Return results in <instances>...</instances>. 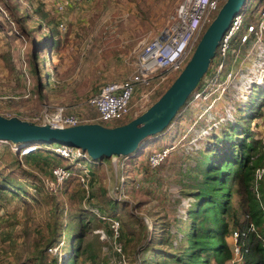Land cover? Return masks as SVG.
<instances>
[{"label": "rangeland", "instance_id": "obj_1", "mask_svg": "<svg viewBox=\"0 0 264 264\" xmlns=\"http://www.w3.org/2000/svg\"><path fill=\"white\" fill-rule=\"evenodd\" d=\"M20 1V11L31 15L36 13L38 0ZM182 1L70 0L65 12L61 14L55 12L44 0V8L50 16L58 22L63 20L66 24V30L59 29L61 35L68 31L70 35L67 40L64 39L63 50L53 48L50 40L46 48L40 50L35 41L41 36L44 39L47 37L46 20L42 22L34 18L33 21H22L10 8L9 0H0V114L32 121L45 108L53 112L56 106L65 105L69 106V111L78 113L83 119H96L98 112L89 103V99L96 95L104 84L124 80L134 73L139 54L148 43L156 40L173 23ZM263 7L264 1L253 7V12L245 11L246 22L256 20L259 17L258 11ZM235 46L240 49L241 54L249 50H246L245 46ZM35 53L40 56L36 57ZM259 57L257 52H253L248 59L242 61V55L236 61L230 62L228 69L237 72L243 68L257 67L262 59L264 60ZM215 62L214 60L212 65ZM35 67H38L39 75ZM209 72L204 76L205 81ZM174 79L172 77L160 88L162 90L152 99L153 103ZM39 80L42 82L41 88ZM231 87L223 93L213 94L208 99H194L192 96V103L187 102L182 107L168 129L145 141L134 155L100 160L98 167H94V170H97L95 177L98 179L92 186V193L96 195L100 185L106 186L109 196L118 200L124 199L129 205L121 204L118 209L117 215L122 216V222L129 217L123 216L124 213H132L134 217H142L141 221H145L152 232L154 219L158 220L159 224H165L164 218L171 222H175V217L186 220L189 208L196 201L191 193L184 194L181 191L185 171L189 166L192 167L189 155L206 148L213 130L217 131L220 123L228 121L223 120L221 115H225V111L231 106L236 107L231 119L234 123L237 116L248 112L251 93L246 95L245 100L236 98L232 95ZM261 89L256 86L252 91V95L259 99L254 108L264 102V91ZM141 94L142 88H139L134 94L133 104L140 105ZM144 110L133 107L129 117L123 121L110 122L108 125L130 121L129 118L142 114ZM249 128L255 131L257 138L264 139V116L251 121ZM14 148V145L0 141V174L2 177L13 176L17 184L26 185L29 194L0 198V264H51L54 257L59 259L60 264H64L63 259L69 255V238H63L60 249L53 248L44 252L45 260L42 261L39 259L38 246H46L47 243L43 242L49 235L48 224L54 221L52 203L46 195H55L53 190L59 187L56 183L53 186L47 185L45 181L51 179V166L66 165L68 162L43 150V155L52 158L51 164H36L39 166L37 167L29 162L27 157L15 153ZM165 148H170V152L158 166L159 169L156 167L157 180L149 179L154 176L149 177L146 174L144 179L140 175L141 165L146 166L153 152ZM139 158L143 160L138 161ZM150 168L153 167L150 165ZM143 179L146 182L144 187ZM34 182L40 187L37 192L34 191ZM77 184L73 181L69 186H64V229L69 223L67 215L70 208H76L78 205L77 198L71 197ZM81 187L85 189V186ZM115 193L119 196L116 197ZM85 195L81 203L82 208H92L97 212V207L100 208L98 199L91 198L87 192ZM130 221V229L140 228L139 222L132 225V219ZM109 226V221L105 220L90 236L99 235L103 243L101 255L105 264H110L111 257H114L111 239L107 235ZM172 229L175 230V226H172ZM105 234L108 238L101 239ZM130 246L137 249L139 244L134 242ZM126 255L127 264H134L132 256L127 253ZM146 256L145 250L138 255L141 259Z\"/></svg>", "mask_w": 264, "mask_h": 264}, {"label": "trees", "instance_id": "obj_2", "mask_svg": "<svg viewBox=\"0 0 264 264\" xmlns=\"http://www.w3.org/2000/svg\"><path fill=\"white\" fill-rule=\"evenodd\" d=\"M38 1L37 11L31 15L20 11V0H9L10 8L22 21H33L34 18L42 22L46 20L47 37L44 39L41 36L36 39L37 48L45 49L48 40H50L53 48L63 50V42L64 39L69 38V31L61 35L58 20L45 10L44 0ZM262 1L264 0H247L244 6L245 11L253 12V9ZM35 56L39 57L40 55L35 53ZM213 66L214 64L211 71H208L207 80L202 79V86L212 76L215 69ZM35 71L38 74V67H35ZM39 84L41 88V80H39ZM257 86L264 91V84ZM253 89L247 93H251L248 112L237 116L235 123L231 120L220 123L219 129L213 130L209 137L208 143L205 145L206 148L189 155V163L192 167L189 166L185 171V181L181 191L184 194L191 193L192 195H190L196 201L188 210V218L183 220L175 217V222L167 221L164 218L163 223L165 224H159V221L154 219L153 232L145 221H141L142 217H134L132 213H124L123 216L129 217L122 222L120 219L122 216L117 215V212L120 205L127 202L124 199L118 200L109 196L106 186L100 185L97 194L92 193V186L98 179L95 177L97 170H94V167H98L100 159H94L93 163L89 165V196L98 199L100 203V208L97 207L98 212H96L92 208L84 209L81 206L87 191L82 189L81 186L84 185L76 175L80 168L51 149L57 145L56 143H39L41 148L24 156L29 162L34 163L35 166H37L36 164L39 166L50 165L52 158L43 155V150H45L47 154L67 161L68 163L63 166L74 173L63 184H60L57 190H53L55 195L51 197L46 195L52 203L54 221L48 224L49 235L43 242V244L47 243L46 246L44 248L41 245L38 246L40 261L44 259V252L53 248L60 249L63 245L61 244L63 238H69V255L63 259L62 263L105 264V259L101 255L103 243L99 235L90 236L105 221L103 217H106L121 222L120 239L126 253L134 259V264H229L233 258L232 235L235 229L245 233L242 236V242L249 248V252L239 264H264V184L260 186L262 201L256 197L252 189L256 169L264 166V139L257 138L255 131H251L249 128L251 121L264 116V102L254 108L259 99L252 95ZM191 97L187 102L192 103ZM146 166L141 165L140 175L144 179L145 174L149 177L154 176L149 179L156 178L157 180L158 177H155L158 173L157 169L150 168V163ZM157 168L159 169V167ZM50 176H52L51 172ZM144 179L143 187L146 183ZM73 181L78 184L71 193V197L77 198L78 205L76 208H70L67 215L69 223L64 229L65 205L62 203V196L64 186H69ZM33 186H35V192L40 188L35 182ZM23 193L29 194L26 185L17 184L16 179L11 175L2 177L0 174V198H12L21 196ZM130 219H132V225L135 222L140 223V228L136 229L139 231L130 229ZM172 226H175V230L172 229ZM252 226H254V230L251 229ZM108 230V234L112 235L113 231L109 227ZM89 237L90 239H88ZM134 242L139 244L137 249L134 247L132 249L130 246ZM143 250L146 251L147 256L141 259L138 255ZM51 264H60L59 259L54 257Z\"/></svg>", "mask_w": 264, "mask_h": 264}, {"label": "built area", "instance_id": "obj_3", "mask_svg": "<svg viewBox=\"0 0 264 264\" xmlns=\"http://www.w3.org/2000/svg\"><path fill=\"white\" fill-rule=\"evenodd\" d=\"M57 13H64L70 0H45ZM226 0H183L179 5L173 23L166 28L159 37L153 42L148 43L138 56L135 68L137 69L121 81L104 84L99 92L89 99V103L98 112L96 119H83L78 113L69 111V106H56L53 112L45 108L33 118V122L39 124H50L59 127L75 126L82 123H101L106 126L113 121H123L132 114L133 107L145 109L146 111L152 104L153 98L162 90L160 88L167 84L173 77L184 69L192 57L204 32L218 14ZM259 17L254 21L246 22L245 10L241 11L232 19L228 30L225 32L214 58V73L210 79L197 88L193 93L194 99H208L218 92L223 93L231 86L233 97L245 100L247 93L254 86L264 84V7L258 11ZM61 31L66 30L63 20L58 22ZM246 47L249 50L243 54L240 49ZM253 52L260 55L262 61L257 67L241 69L235 72L227 69L228 62L236 61L243 55V60L248 59ZM213 60V63H214ZM212 65V64H211ZM173 80V79H172ZM171 80V81H172ZM170 81V82H171ZM170 84V83H169ZM168 84V85H169ZM142 88L140 105L133 104L134 94ZM159 91V92H158ZM222 95V94H221ZM219 99V98H217ZM211 108V107H210ZM236 112V107L231 106L221 115L223 120H231ZM211 115H213L211 113ZM139 116L135 114L134 117ZM215 117V116H214ZM212 117V120L214 119ZM216 118V117H215ZM14 145L13 151L23 157L41 148L39 142H25ZM62 158L75 163L79 172L76 174L85 186L89 194L90 186V164L93 160L88 152L80 147L68 145H54L51 147ZM170 148L158 150L149 156V163L153 168L158 167L168 156ZM51 179L45 181L47 185L57 186L63 184L72 173L63 165L51 167ZM264 184V166L258 167L254 174L252 189L256 197L262 201L260 186ZM115 196L119 195L115 193ZM123 198V197H122ZM94 210V209H93ZM95 211V210H94ZM98 212V211H97ZM100 216V214L98 213ZM109 221V228L113 231L112 235H107L111 239L114 257L110 259V264H127V255L121 241V222L114 218L103 217ZM254 230V226L251 227ZM106 234L101 239L108 238ZM245 233L239 229L233 231V258L229 264H239L249 252V248L242 242Z\"/></svg>", "mask_w": 264, "mask_h": 264}, {"label": "water", "instance_id": "obj_4", "mask_svg": "<svg viewBox=\"0 0 264 264\" xmlns=\"http://www.w3.org/2000/svg\"><path fill=\"white\" fill-rule=\"evenodd\" d=\"M247 0H226L200 39L192 57L165 92L142 114L130 121L106 126L82 123L59 127L39 124L18 116L0 114V141L13 144L39 142L80 147L95 160L131 156L145 141L168 129L191 95L200 86L217 48L235 15Z\"/></svg>", "mask_w": 264, "mask_h": 264}, {"label": "crops", "instance_id": "obj_5", "mask_svg": "<svg viewBox=\"0 0 264 264\" xmlns=\"http://www.w3.org/2000/svg\"><path fill=\"white\" fill-rule=\"evenodd\" d=\"M230 62H233V61H230ZM230 62H228V65H227V69H228V67H229V64H230ZM213 75V74H212ZM130 120L131 119H133V118H129ZM126 122H128V121H125V122H123V123H126ZM123 123H121V124H123ZM112 125V124H111ZM113 126V125H112ZM115 126V125H114Z\"/></svg>", "mask_w": 264, "mask_h": 264}, {"label": "bare ground", "instance_id": "obj_6", "mask_svg": "<svg viewBox=\"0 0 264 264\" xmlns=\"http://www.w3.org/2000/svg\"><path fill=\"white\" fill-rule=\"evenodd\" d=\"M134 155V154H133Z\"/></svg>", "mask_w": 264, "mask_h": 264}]
</instances>
